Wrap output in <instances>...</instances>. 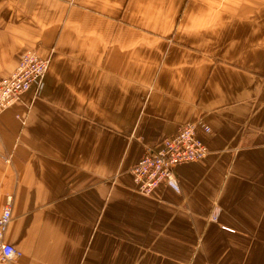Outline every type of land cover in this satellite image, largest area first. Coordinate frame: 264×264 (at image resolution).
Instances as JSON below:
<instances>
[{
    "label": "crops",
    "instance_id": "crops-1",
    "mask_svg": "<svg viewBox=\"0 0 264 264\" xmlns=\"http://www.w3.org/2000/svg\"><path fill=\"white\" fill-rule=\"evenodd\" d=\"M27 52L49 67L0 116L13 264H264V0H0V78ZM197 121L179 191L136 192Z\"/></svg>",
    "mask_w": 264,
    "mask_h": 264
},
{
    "label": "built area",
    "instance_id": "built-area-1",
    "mask_svg": "<svg viewBox=\"0 0 264 264\" xmlns=\"http://www.w3.org/2000/svg\"><path fill=\"white\" fill-rule=\"evenodd\" d=\"M48 67L49 60L40 58L34 52L20 56L13 71L0 78V116L21 95L30 90L36 95L42 92ZM198 128L206 133L210 132V128L202 121L187 123L176 133L163 139L155 148L146 150L130 170L136 192L149 196L160 184H165L175 192L179 191L177 167L199 162L208 155L207 147L197 136ZM11 204L12 196H7L0 211V264H13L20 257V252L5 240L11 219ZM217 218L218 209L215 207L210 219L216 222Z\"/></svg>",
    "mask_w": 264,
    "mask_h": 264
}]
</instances>
